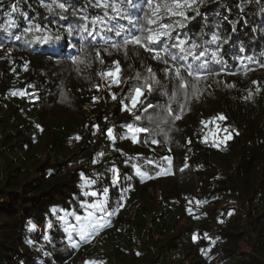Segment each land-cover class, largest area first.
<instances>
[{"label":"trees","instance_id":"trees-1","mask_svg":"<svg viewBox=\"0 0 264 264\" xmlns=\"http://www.w3.org/2000/svg\"><path fill=\"white\" fill-rule=\"evenodd\" d=\"M185 15L159 23L204 55L154 59L124 44L156 27L146 0H0V264H165L171 251L182 264H264V0H197ZM115 64L120 86L103 81ZM200 64L196 80L187 69ZM135 86L143 103L122 111ZM129 124L148 131L133 143ZM93 199L106 200L105 226L72 233V247L59 218L76 225L68 213Z\"/></svg>","mask_w":264,"mask_h":264},{"label":"snow or ice","instance_id":"snow-or-ice-1","mask_svg":"<svg viewBox=\"0 0 264 264\" xmlns=\"http://www.w3.org/2000/svg\"><path fill=\"white\" fill-rule=\"evenodd\" d=\"M129 4L132 3V0H127ZM148 8L152 11V16L147 19V23L149 25H156V27H149L147 29H139L141 31V35H135L133 34L130 38H125L124 44H133L137 45L140 48H143L145 51H152L155 53L154 59H161V53L169 54L168 48L174 47L178 48L180 52L185 53L186 56H192L194 59H198L200 56L204 55V52H200L199 54H196L194 49H197L200 47L196 43H192L189 48H186L185 46L188 44V41L184 39H178L176 37L172 36L174 29V26L170 23H159V18H162L164 14H167L169 16H180L184 19H188V17L185 15V9L186 8H192L193 5L197 3V0H146ZM98 6L104 7L105 4H99ZM59 7L63 8L64 5L60 4ZM114 11H118L116 8V5H112ZM13 11H16L15 8L12 9ZM130 24H134V21L131 17H126ZM175 27H183V24H177ZM39 31V29H36ZM111 31V29H109ZM120 31H116V35H120ZM91 35V33H89ZM174 40L175 42L171 45H166L163 49L157 50L156 48H153V45H158L162 41L165 40ZM213 39H217V37L213 36ZM213 58L216 57V53H212ZM185 56L177 57L175 55H171L172 60L177 59H184ZM219 62V61H217ZM167 63V61H165ZM203 64H200L197 66L196 70H193V67L191 65L188 66V74L192 77H194L196 80L201 79V70L203 69ZM119 71V65L116 66V72ZM149 72H151V69H149ZM168 69H165V73L167 74ZM175 74L178 79H181L180 77V69H175ZM106 76H113L112 72L105 73ZM113 83L118 84L119 80L118 78H114ZM147 87V90L149 93L153 91V88L151 85H145ZM181 88L186 87V82L181 79ZM194 87V86H193ZM251 95V93H250ZM141 96H143V86H135L132 90V93H130L128 96H125L123 99L120 100L121 104V110L122 111H129L131 112L133 109H136L137 104H142L143 101H141ZM114 100L116 99L115 96L112 97ZM125 100L129 101V104H125ZM130 105V107H129ZM147 107H152L151 104H148ZM147 107L144 108L145 111H147ZM169 115H172L171 112H169ZM137 120L140 119L139 116L135 117ZM175 119H180L179 115L175 116ZM213 120H226V117H224L222 114L218 115L217 117H213ZM202 124H207L209 121H201ZM128 132L131 134L130 138L133 143L137 142V134L141 132H147L148 129L138 127L135 125H127ZM225 132H227V129H224ZM108 136L109 138H112V130L108 129ZM231 134H229L225 139H230ZM153 143H156L155 140L152 141ZM115 171V170H113ZM137 173L139 175H143V173H140L139 170H137ZM83 179V177H82ZM116 182V178H114L113 183ZM91 183L89 181H85V184ZM107 189L104 190V194L106 195ZM85 195H90L93 198H96L98 196V193L96 192H90V193H84ZM105 204L106 200L104 199H93L91 203L85 201L81 203V207L89 210L86 211V214L81 217L79 215H75V213H68V215H73L76 220V225L68 224L67 221H65L64 217H60L59 219L63 224H65V232L69 234V239L71 240V234L76 233L79 235L81 240H87L88 237L92 234V231H96L99 228L104 227L105 225L103 223H100L98 219L95 217V213L97 212H103L105 210ZM55 212V209L53 210ZM91 230V231H90ZM195 239V237H194ZM76 244H72V247H76Z\"/></svg>","mask_w":264,"mask_h":264},{"label":"rangeland","instance_id":"rangeland-1","mask_svg":"<svg viewBox=\"0 0 264 264\" xmlns=\"http://www.w3.org/2000/svg\"><path fill=\"white\" fill-rule=\"evenodd\" d=\"M12 52H13V47L12 46H7L6 49H5V54L7 56H10L12 54ZM116 66H117V64H115L114 67L111 70L105 72V73L112 72L113 73V76H106V75H104L105 73L103 74V81L106 82V84H108V85L113 84L115 86H120V82L118 84H115V83L112 82L114 78H119L118 73L120 71V67H119V71L116 72ZM105 152H106V150H102L101 151V154H104ZM182 162L183 161H181V163ZM66 167L67 168H72L74 166H72V165L69 164ZM83 168L84 169H87V166L86 165H83ZM96 184L99 187V183H96ZM94 185H95V182H94ZM150 197L156 198L158 200V202H159L160 199H161V195H160V192L158 191V189H157V191H150ZM144 199L146 200V197ZM221 206H222L221 202L220 201H217L216 202V207L219 208ZM194 208L195 209H199L200 207L199 206H194ZM176 225H177L178 229L182 233L183 232L186 233V232H189L191 230L189 224L186 222V220L183 217L176 220ZM43 233H44V231H43ZM70 241H71L70 242L71 245L72 244H76L77 245L76 247H79V243H77L74 240H70ZM240 247H241L242 251H245V252H249L250 251V248H248L244 244H240ZM170 253L174 254V251H171ZM91 255H92V258L93 259H96V255L94 253H91ZM85 262H86L85 258L84 257H81V259L79 260V262H77V264H86L87 262L86 263ZM87 264H90V263H87ZM171 264H182V263H176V260L174 258V261ZM183 264H185V262H183Z\"/></svg>","mask_w":264,"mask_h":264},{"label":"built area","instance_id":"built-area-1","mask_svg":"<svg viewBox=\"0 0 264 264\" xmlns=\"http://www.w3.org/2000/svg\"><path fill=\"white\" fill-rule=\"evenodd\" d=\"M95 185H94V191L96 193H98V195L101 194V191L99 190V187L97 186L96 183H99L100 182V179L96 177L95 179ZM174 261V255L172 253H168L166 256H165V259H164V263L165 264H171L172 262Z\"/></svg>","mask_w":264,"mask_h":264}]
</instances>
